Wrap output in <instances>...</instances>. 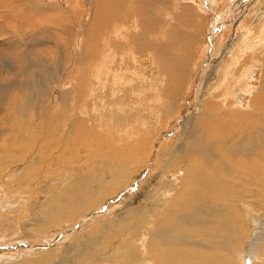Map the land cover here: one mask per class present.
I'll return each mask as SVG.
<instances>
[{"label": "bare ground", "instance_id": "bare-ground-1", "mask_svg": "<svg viewBox=\"0 0 264 264\" xmlns=\"http://www.w3.org/2000/svg\"><path fill=\"white\" fill-rule=\"evenodd\" d=\"M194 1L89 0L87 4L94 6L95 13L79 50L73 51L72 39L79 29L70 20L73 12L32 0L35 11L31 17L41 16L45 10L57 11L55 22L64 23L58 28L60 33L64 30L66 38L46 40L44 36V42L55 46L57 56L72 59L66 68L59 62L44 63L40 54L33 53V68L14 62L0 75V191H7L12 172L2 175L11 170H15L13 180H24L26 173L30 174L23 185L41 184L36 193L38 203L30 210L19 207L20 200L11 197H7L5 207L0 205V211L11 212L0 219V240L3 234L21 229L48 241L45 228L39 230L45 236L36 234V229L48 224L58 230L61 224L60 233L54 234L55 230L51 236H71L70 229L80 227L82 219L93 214L86 212L92 205H99L111 191L121 195L134 186L159 144L157 178L150 193L139 199L128 198L132 192L124 196V205L117 207L119 220L112 217L114 230L111 226L94 246L93 234L73 232L71 248L70 244L62 246L61 255L49 251L34 264H51L53 258L60 264H146L149 255L158 257L150 264H244L245 252L251 256L250 264H264L261 224L260 239L249 248L256 234L253 221H264V144H253L254 150L250 146L264 136V75L261 93L257 92L251 107L241 109L240 98L246 95L234 93L240 90L241 82L252 81L241 74L242 70L252 71L254 62L263 61L259 59L264 51L261 39L259 47L253 45L247 54L241 48L253 38L247 36L249 31L264 23V0L236 5L240 11L235 16L234 9L223 14L228 0L209 1L213 15ZM16 8L10 0H0V9L11 11L5 15L6 22L15 20L27 33L32 18L25 11H21L22 17ZM214 15L218 20L227 16L235 19L225 20V32L207 43L204 32L206 35L210 21L209 25L206 21ZM23 32L21 37H25ZM29 41H23L27 48L32 44ZM200 45L202 61L209 59L198 93L186 108L185 121L177 127L181 132L174 135L178 137L164 142L171 127L168 123L176 117L179 121L184 100L191 94L196 66L192 65L193 50ZM104 48L115 71L109 69L107 59H98ZM146 59L151 63L143 65ZM75 70L80 74L76 86L85 83L86 87L64 82L62 89L60 81L65 77L71 82ZM88 90L89 101L79 106V94ZM152 98L157 108L161 107L166 124L156 123ZM13 125L17 126L14 133ZM156 125L160 127L155 129ZM130 131L135 134L128 135ZM71 158L92 161L87 167L91 171L85 175L81 170L69 173ZM54 165L64 167L58 183L46 176ZM44 172L47 178L43 179ZM166 177L171 179L164 181ZM128 202L132 207L127 210ZM21 212L26 221L17 223L14 220ZM96 219L91 217L93 222ZM150 221L155 232L152 230L148 238L141 236ZM25 223L28 226L23 228ZM149 238L146 247L142 241Z\"/></svg>", "mask_w": 264, "mask_h": 264}, {"label": "rangeland", "instance_id": "rangeland-1", "mask_svg": "<svg viewBox=\"0 0 264 264\" xmlns=\"http://www.w3.org/2000/svg\"><path fill=\"white\" fill-rule=\"evenodd\" d=\"M42 1H44V3L47 5L46 7H49V8L59 7V9H61L63 11L69 10V11L73 12L72 18H70V20L72 23L74 22L73 25H75V27L78 26L77 28H79V29H77V36L74 39H72V42L74 41L73 51L79 50V48L81 46V39L83 38L84 33H86V31L88 30V28L90 26L89 21L94 16V13H95V8H93L94 6L89 7V5L87 4V1L89 2V0H72L75 3L70 2V4H76V5H74V7L70 6V4L68 3V0H42ZM209 1H211V0H199V1L195 0L194 3L197 2L198 4L196 3L195 5L196 6L200 5V8H203L204 11L206 10L205 12L210 11L211 13L209 12L208 15L209 14L213 15V13L211 11L212 8H211ZM249 1H255V0H240L239 1L240 3L239 2L233 3L231 0H228L226 7H224V9H223V14H226L227 12H229V10L234 9L235 13L233 16H235L240 11V10H238L239 8H236V5L239 4L242 7V6H245V4ZM10 2L13 3L17 7L16 9L20 12L22 17H23V14H22L23 11H25L23 13L29 14L30 19L32 18L31 19L32 23L30 25L31 28L28 27L29 29H27V33H24L22 30H20L21 28L15 20L13 23L8 22V21L6 22L5 15L9 14L11 11L9 9H0V17H2V18H0V28L1 27L4 28L3 34L2 33L0 34V70H1L0 75H5L7 73V71L10 70L9 67L12 64H14V62L17 63L18 65L24 64V66H26V69L33 68L30 57H32L36 53L38 56H39V54H40V56H42L41 60L44 63L52 65V63L59 62L60 64L63 63V65H65V67L67 66L66 68H68L70 66V61H71V60H69V58L72 59V57L67 56L66 59H64V58L62 59V57L57 56L58 55V53L56 51L57 49L55 48V46L53 44H51L50 42H44L45 37H46V40H49V37H53V36L55 38H57V40H60V39L64 40L66 38V35H64V33H63L64 30L62 33H60L61 28H58V27H63L64 23L58 24L57 22H55V20H56L55 18L57 17V15L55 13L57 11L53 12V10H47L48 12H45L46 11L45 10V11L41 12L42 13L41 16L36 15L34 17H31V13L34 10L32 0H28V3H27V0L26 1L25 0H10ZM232 5L234 6V8H230ZM213 7H214V4H213ZM197 9H198V7H197ZM228 17L229 16L225 17L227 19H224V20H221V19L218 20V18H216V15H214L211 18V20L207 19L206 24L209 25V21H210V25H209L210 30L208 29V31L206 32L207 33L206 35L204 32L205 42L209 43L211 41V39L214 38V36H216L218 38L222 33L225 32L226 25L224 26V23L226 24V22L228 23V21L230 22V21H233L235 19V18L229 19L230 17L229 18ZM203 18H208V16L203 15ZM225 20H226V22H225ZM2 24H3V26H2ZM256 28H258V30H255ZM241 30L242 29L240 28L238 31H240V33H241ZM21 32L24 33V35L27 39L31 40L32 44H30L31 45L30 48H27L25 43L23 42V41H26V42L27 41L30 42V41L22 36L24 39L23 40L22 37L20 36ZM10 33H11V35H9ZM247 36H250L253 38L247 39L244 42V46H242L241 49H243L245 54L250 52L252 49H254V48L257 49L259 47V45L257 44L258 39L262 40L261 46L264 47V23L259 22L254 29L249 31ZM253 41H254V43L252 44ZM36 42H38V45ZM34 43H36V45ZM39 44H41V45H39ZM253 45H254V48H253ZM201 46L202 45H200V47ZM197 47L193 50L195 52V60L192 62V65L196 64V66L194 65L195 66V77H194V85H193V88L191 89L192 90L191 94H189V96H187V99L184 100V101H186L185 109H184V111L179 113V117H178L179 121L176 122V120H177L176 119L177 117H176L172 123H168V125L169 126L171 125L172 128L170 127V128H168V130H166L167 134L164 135V139H163L164 142L169 141V140H174L178 137V136L174 135V134L179 135L181 132V131H179V133H178L177 127L179 125H181L182 122L185 121L186 108H188L190 106L191 102L193 101V96H196V94L198 93L197 87L199 88V84H200L199 80H201L202 70L205 67H207V63H208L209 58L208 59L206 58L205 60L202 61L201 56H202L203 48L202 47L200 48L199 46H197ZM30 50H34L35 52L34 51L31 52ZM29 51H30V53H29ZM101 52L98 54L100 56V57L98 56V59H101L102 57L104 59H107L109 69L111 68L110 69L111 71H113V70L115 71L114 66H113L114 64L112 63V59L110 58L109 52L107 50L105 51V48ZM262 54L263 55H261V58H259V59L263 58L262 59L263 61L254 62V65L252 66L253 67L252 71H249L248 68H245L242 70L241 74H245L250 79H252V81L251 82H247V81L241 82L240 81L241 82L240 90L234 92L235 94H238V95L245 94L247 97V98L246 97L240 98L242 105H240L239 103H238V105H240L241 109L242 108L246 109V108L251 107L252 105L250 106V104L254 100V98L256 97L257 92L259 94L261 93V85L263 84V83H261V81H262L264 74L260 68L264 69V63H263L264 62V51ZM57 57H58V59H57ZM59 58H61V61H59ZM200 59H201V61H200ZM253 59L255 60V58H253ZM68 61H69V63H68ZM199 62H201V63L199 65H197ZM202 62H203V64H202ZM150 63H151V61L146 59L143 62V65L144 64H150ZM63 65H62V67H63ZM261 66H263V67H261ZM92 70H95V68L93 67ZM247 71H249V73H247ZM73 72L74 73H73V77L71 78V82L65 80V77H63V79L60 81V83H61L60 87H62V89L64 88V85H63L64 82H66V84H68V85L74 84L73 86H75L76 88H81V86L86 87L85 83H83V84L81 83L80 84L81 86L80 85L76 86V80H77L76 78H78V76L80 74H78L79 72H76V70ZM79 83H80V81H79ZM68 85L66 87H68ZM78 91H79V89H78ZM89 93H90L89 90L86 92L81 91V95L79 94V97L81 96V98L78 97V101H77V104H79V106H83L89 101L88 99H89V96L91 94V93L90 94ZM86 96H87V98H86ZM82 97H83V99H82ZM152 100L154 101L152 112H154L153 115H154V119L156 120V123L159 122L158 124L162 123V125H163V123L166 124V119L161 113V109H160L161 107L159 108V106H158V108H157L156 100L154 98H152ZM198 112H199V110H198ZM162 118H164V119H162ZM14 127H15V129H14ZM159 127H160V125H156L155 129H157ZM12 130L14 133L17 130V126L13 125ZM153 133H154V131L152 132V134ZM134 134H135L134 131H130L128 133V135H134ZM152 134H151V136H152ZM250 143H252V145H250L252 147L251 149L254 150L253 148H256V147H254V145H258V144L263 145L264 144V136L261 139V141L256 139L255 142H250ZM158 145L159 144L155 145L156 146L155 152L152 153V155H151V157H150V159L146 165V168L142 171V173H140V178L137 180V182L134 184V186L127 188L128 190L125 191L124 193H122L121 195L118 193L116 195H114L115 192L111 191L112 193H110V195H108V196H105V198L103 199L104 201L102 200L103 203L99 201L100 204L97 205V206H99V208H96L97 206H95V204L92 205L91 209H89L90 211L88 210L86 212H93V214L91 216L86 217L85 219H82V223H81L80 227L78 225H76L72 229L69 228L70 230H72L71 236L64 238L63 237L64 234H62L63 232L61 233L62 235H57L55 237L51 236V234L55 230H58V229L56 227H51L49 224L47 226L40 227L39 229H36L37 235L45 236L44 234H41L39 232V230H43L45 228L48 232L47 236H49L48 241H46L45 238H41L38 236H35V237L30 236V234L26 230L21 232L22 231L21 229H17L15 232L11 233L10 235L3 234L2 237H4V239L0 240V264H34V260L36 258L46 257L48 255L47 253L49 251H55L56 254L61 255V251L63 249L62 246L70 244V248L72 247L73 232L93 234L92 235V244H93V246L97 245L102 240L104 234L106 233V231L111 226H112L111 230L115 229L116 225L114 224V220L112 219V217L116 216V219L119 220L120 214L117 210H118V208L121 207V205L123 206L124 201L127 200V198L124 197L126 194H129L132 192L128 198H135L137 196L136 198L139 199V198H141L142 194H145L147 192L150 193L149 188L151 186H153V180L157 178L156 167H157V162H158L157 157L159 155ZM71 160L73 162H71V165L67 166V171L69 173H73L77 170L78 171L81 170L82 174L85 175L86 171L89 170L87 167L89 165L90 166L92 165V161H89V162H87V160L81 161V160L75 159V158H71ZM68 164H70V162ZM53 167L55 169L53 168V169H51V171L47 172L46 176L51 178L54 183H58L59 177H60V172L64 167H63V165H59V166L54 165ZM22 170L24 172L26 171V169H24V168H22ZM89 171H91V170H89ZM11 172H12V174L10 175L9 186H8L7 191L6 192L0 191V205H2V207H5L6 206L5 201H7V197H11L12 199H19L20 200V202L18 201V205H20L19 207L23 208L25 211H28V210H30V206L33 203H35V202L38 203L39 198H38V196H36V193L38 192L39 186H41V184L39 182H31V183H28L27 185H23L26 183V179L28 177L31 178L29 173H26L24 180H19V181L13 180L15 170L8 171V172L4 173L2 176H5L6 174H8L7 176H9V174ZM178 174L181 175L182 172H179ZM44 175H45V172L42 174L43 177L41 176V178H43V179L47 178ZM99 175H100V173H99ZM169 179H171V177H166L164 179V181H169ZM4 202H5V204H4ZM118 202H120L121 204L120 203L118 204ZM128 205H129V202L124 207L127 210L132 207V206L129 207ZM94 206L96 209L94 208ZM10 213L11 212L7 211V210L6 211L5 210L0 211V219H2L4 217V215L10 214ZM91 217L97 218L96 221L93 222L91 220ZM26 218L27 217L22 216V212H21V213H19V218L17 220H14V221L17 223H21V222H25ZM31 219L38 221V217H36V216H32ZM153 221H154V224L156 225V220L154 219V216H153ZM87 224H88V227L83 228ZM260 224H261V229H264V221H261V222L256 221V220L253 221V228L254 229L256 228V234L253 235L252 228H251L250 234L253 235L254 239L250 241L249 248H251L253 246V244L256 242V240L260 239V237H259V234L261 232ZM36 225H37V222H36ZM60 225H59V230H61ZM27 226H28V224L25 223L22 227L26 228ZM154 227L155 226L152 225V223L150 221L147 225V228L145 230L142 229L141 236H146V238H148L149 235L152 233V230H153V232H155ZM81 228H83V229L80 230ZM59 230L55 231L54 234L60 233ZM141 236H140V241H141ZM87 241H89V238L87 239ZM148 241H146V240L142 241L144 246H146V247L148 246V243H150V238L148 239ZM260 242H262V241H260ZM238 251H241V248ZM148 257H149V259L147 260L148 262L146 264H150L149 261H157L158 260V257L153 258L151 255H149ZM7 259L9 260V262L6 261ZM243 261H244V264H250L251 263V256L248 252H245V254L243 256ZM175 262H177L179 264H184V262H182V263L179 261H175ZM51 264H60V263L53 258V260L51 261Z\"/></svg>", "mask_w": 264, "mask_h": 264}]
</instances>
